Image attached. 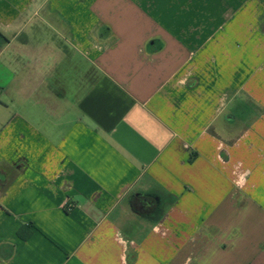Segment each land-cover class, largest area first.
Instances as JSON below:
<instances>
[{"label": "crops", "instance_id": "0c3cea01", "mask_svg": "<svg viewBox=\"0 0 264 264\" xmlns=\"http://www.w3.org/2000/svg\"><path fill=\"white\" fill-rule=\"evenodd\" d=\"M179 12L0 0V264H264V0Z\"/></svg>", "mask_w": 264, "mask_h": 264}, {"label": "rangeland", "instance_id": "374dc122", "mask_svg": "<svg viewBox=\"0 0 264 264\" xmlns=\"http://www.w3.org/2000/svg\"><path fill=\"white\" fill-rule=\"evenodd\" d=\"M159 1H160V5L165 4V8L168 7L170 8L175 7V9L179 8L180 19L184 17L185 18L188 17V20L190 17L191 19H193L192 11L194 9H204L207 3V0H159Z\"/></svg>", "mask_w": 264, "mask_h": 264}, {"label": "trees", "instance_id": "16d2710c", "mask_svg": "<svg viewBox=\"0 0 264 264\" xmlns=\"http://www.w3.org/2000/svg\"><path fill=\"white\" fill-rule=\"evenodd\" d=\"M12 177H13V175H12ZM7 183H10V181L7 182ZM142 199H143L142 197H135V198L132 200V205H133L134 209H136V210H139V209H140V204L142 203V202H141Z\"/></svg>", "mask_w": 264, "mask_h": 264}, {"label": "built area", "instance_id": "2783aa9c", "mask_svg": "<svg viewBox=\"0 0 264 264\" xmlns=\"http://www.w3.org/2000/svg\"><path fill=\"white\" fill-rule=\"evenodd\" d=\"M68 200H66L65 202H64V206H66V205H68Z\"/></svg>", "mask_w": 264, "mask_h": 264}]
</instances>
